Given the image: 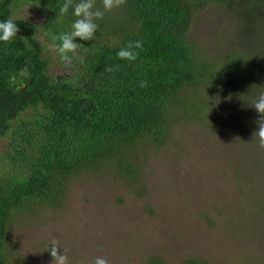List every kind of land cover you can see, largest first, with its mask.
<instances>
[{
    "label": "trees",
    "instance_id": "trees-1",
    "mask_svg": "<svg viewBox=\"0 0 264 264\" xmlns=\"http://www.w3.org/2000/svg\"><path fill=\"white\" fill-rule=\"evenodd\" d=\"M64 2L0 0V21L12 17L19 28L0 41V264H17L8 247L14 219L60 206L74 176L107 167L134 178L145 165L143 148L165 147L181 121L203 124L205 108L220 106L216 94L240 90L235 103L243 107L242 89L262 88L264 31L251 42L257 51L208 61L191 27L198 13L222 4L245 12L246 38L258 28L247 15L263 11L264 0H125L95 21L92 40L76 38L83 63L70 65L51 47L59 43L52 35L70 32L77 19L73 8L60 15ZM96 8L103 11L101 0ZM135 41L143 43L137 59H120ZM238 77L247 83L236 86Z\"/></svg>",
    "mask_w": 264,
    "mask_h": 264
},
{
    "label": "rangeland",
    "instance_id": "rangeland-1",
    "mask_svg": "<svg viewBox=\"0 0 264 264\" xmlns=\"http://www.w3.org/2000/svg\"><path fill=\"white\" fill-rule=\"evenodd\" d=\"M244 13L222 4L198 13L191 37L200 57L257 51L251 42L263 36L264 10L246 14L258 21L246 38ZM238 79L236 86L247 83ZM259 79L263 89H242L243 107L235 103L242 91L220 92L219 107H204L203 124L181 121L165 147L143 148L145 165L134 178L107 167L78 174L60 206L17 216L8 233L13 259L51 264L46 250L55 239L62 255L68 250V264L97 257L109 264H264V148L253 139L258 113L251 106L264 92Z\"/></svg>",
    "mask_w": 264,
    "mask_h": 264
},
{
    "label": "clouds",
    "instance_id": "clouds-1",
    "mask_svg": "<svg viewBox=\"0 0 264 264\" xmlns=\"http://www.w3.org/2000/svg\"><path fill=\"white\" fill-rule=\"evenodd\" d=\"M101 2L103 11L96 8V0H79V2L75 4L73 0H65L61 6V16L67 14L69 9L73 8L74 15L77 17L71 25L70 32H63L58 35L53 34L51 37L54 42L59 41L58 44H53L51 47L55 48V51L59 54L61 60L66 64H72L74 59L83 63V58L77 55V49L81 44L75 42L76 38L79 37L84 41L92 40L98 29V24L95 23V21L97 19H103L105 12H110L113 9L122 6L125 3V0H101ZM18 32L19 28L12 17L0 21V41L9 42L17 36ZM24 43H26L25 40ZM142 48L143 43L141 41L129 42L125 48H122L117 53V56L122 60L134 61L138 56L136 49L142 50ZM106 70L113 71L114 69L109 67ZM147 86V81L141 82V87ZM251 106L258 113V119L255 121L258 128L253 132V139L258 142L261 148H264V92L259 93ZM58 246H60L59 242L53 239L46 250L53 258L51 264H68V250L63 247L65 254L62 255ZM94 264H109V261L105 258L97 257Z\"/></svg>",
    "mask_w": 264,
    "mask_h": 264
}]
</instances>
